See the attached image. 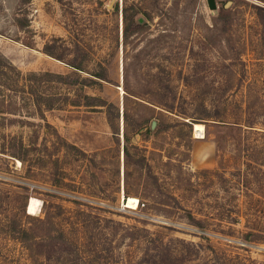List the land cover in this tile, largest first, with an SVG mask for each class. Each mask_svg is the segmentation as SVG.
<instances>
[{
    "label": "rangeland",
    "instance_id": "obj_1",
    "mask_svg": "<svg viewBox=\"0 0 264 264\" xmlns=\"http://www.w3.org/2000/svg\"><path fill=\"white\" fill-rule=\"evenodd\" d=\"M214 3L0 0V264H157L161 242L177 253L169 264H264V240L242 239L254 231L244 217L264 231V14L253 8L264 0ZM123 9L133 21L125 39ZM45 44L64 62L88 54L85 72L102 64L109 83L78 93L117 107L112 131L104 110L84 107L44 113L61 141L18 122L41 123L24 117L27 105L13 112L8 65L72 73L42 53ZM179 112L205 119L194 123L202 139ZM12 139L36 143L23 165L8 156L22 153ZM129 196L136 209L125 208ZM234 205L242 216L223 223V236L215 215ZM187 213L208 226L195 228Z\"/></svg>",
    "mask_w": 264,
    "mask_h": 264
},
{
    "label": "trees",
    "instance_id": "obj_2",
    "mask_svg": "<svg viewBox=\"0 0 264 264\" xmlns=\"http://www.w3.org/2000/svg\"><path fill=\"white\" fill-rule=\"evenodd\" d=\"M255 9V14L259 20L262 18V13L264 14V6H257L254 5L253 7ZM220 17V15H219ZM218 17V18H219ZM122 18L125 22L123 31H122V37L125 39L128 34V28L130 24L133 22L131 19H128L125 16V11L123 9L122 12ZM138 22V21H137ZM137 26V24H135ZM55 41H59V39H54ZM21 44L27 48H31L28 42H21ZM42 53L46 56L63 63L65 66L70 68L72 70L71 74H57L52 72H29L25 74H21L15 67L8 65L11 75H10V82H11V92L13 94V101L14 103V109L13 112H16L19 107L21 108V105L25 108V105H27L28 111H25V118L28 119H37L41 123H32L29 121H21L19 120V123H24L27 126H32L34 128L40 127V128H49L53 130V134L57 140L61 141V138H59L58 134L54 130V128L49 125L44 118V113L52 111V110H64L65 108H79L84 107L88 108L90 110H104L105 113V120L109 128L113 129L112 127V119L116 116H113V113L110 110H114L117 113V107L106 103L104 100L100 99L99 97H92L87 95H79V91L83 88H92L96 84L100 83H109L107 79V73L105 72V69L103 68L102 64L100 62L95 63V66L98 70H93L91 73L85 72L83 70V62L86 61L88 54H86L82 59L76 61L73 57H71L68 62H64L62 58V53H59L54 51L53 47L50 45L45 44L42 48ZM3 65H0V68H2ZM1 72V69H0ZM3 73V72H2ZM86 74V78H81L80 74ZM4 75L0 73V76ZM64 90V92H63ZM71 91V92H68ZM19 106V107H18ZM168 110H171V107L165 106ZM179 115L184 116V120H187L188 123L182 122L184 126H186L188 129H190L191 125L194 123H203L202 118H194L186 116L184 113H178ZM178 115V116H179ZM123 116V115H122ZM190 123V124H189ZM232 125H238V123H233ZM249 129H252V126H247ZM113 134H116L115 132H112ZM124 136V135H123ZM124 141L126 142V137H123ZM13 143L12 147H17V150L22 152H16L9 154V157L17 159L21 165L25 164L26 160L24 159V155L26 156V152L28 150H32L31 148L35 149L34 146L36 143L33 141H29L27 144H23L21 139H12ZM64 143V141L62 140ZM3 146V144H2ZM11 147V148H12ZM73 147V146H72ZM123 156L126 157L127 151L126 148H122ZM228 212V213H227ZM226 215H215L216 217L214 220L217 222L215 223V226H217L218 230L217 232L223 236H228L231 232L229 226L223 225V223H226L228 225L230 224H238L239 223V216L242 212H240V209L236 205L233 206L232 210H227ZM205 218H212L211 215H204ZM244 216V215H243ZM187 220L188 222L194 226L195 228H198L200 230H204V226H208L207 221H203L200 219L194 218L191 214L187 213ZM249 218V219H248ZM244 220L246 222V226L254 231H247L243 233L242 239L244 242H251L254 240H264V231L253 229L254 226V218L252 217H244ZM223 226L226 227V229H223ZM224 227V228H225ZM10 232H14V227ZM216 232V231H215ZM19 236L17 237L19 240L23 241L26 232L24 230H20ZM204 240H207L205 237H203ZM182 244H184L187 249L197 254V251L200 248V245H192L190 243H183L182 241H178ZM157 254L156 257L158 258L157 264H169L166 262V259H176L177 253L174 252L169 245H162V242L159 243V246L157 247ZM205 249H207L212 255L215 254L214 249H212L208 244L205 245ZM222 264H229L228 259L224 256L219 259ZM217 261V263H220Z\"/></svg>",
    "mask_w": 264,
    "mask_h": 264
},
{
    "label": "bare ground",
    "instance_id": "obj_3",
    "mask_svg": "<svg viewBox=\"0 0 264 264\" xmlns=\"http://www.w3.org/2000/svg\"><path fill=\"white\" fill-rule=\"evenodd\" d=\"M193 129H194V136L195 138L198 139H202L203 138V133H202V125L200 124H193ZM18 165L20 164L17 161ZM39 201H37L36 199L30 198L27 202V206H26V211L28 215H36L38 208H39ZM136 203L137 200L134 197H127V198H123V204L125 205V208L127 209H135L136 208Z\"/></svg>",
    "mask_w": 264,
    "mask_h": 264
},
{
    "label": "water",
    "instance_id": "obj_4",
    "mask_svg": "<svg viewBox=\"0 0 264 264\" xmlns=\"http://www.w3.org/2000/svg\"><path fill=\"white\" fill-rule=\"evenodd\" d=\"M206 2V6H207V9L209 11H214L215 10V3H214V0H205ZM184 122L188 123L187 120H184ZM190 124V123H189ZM153 125V123H151V126ZM191 127L193 126V124H190Z\"/></svg>",
    "mask_w": 264,
    "mask_h": 264
},
{
    "label": "built area",
    "instance_id": "obj_5",
    "mask_svg": "<svg viewBox=\"0 0 264 264\" xmlns=\"http://www.w3.org/2000/svg\"><path fill=\"white\" fill-rule=\"evenodd\" d=\"M135 206H136V208H137V206H138V202L136 203V205H135ZM136 208H135V209H136ZM126 209H127V208H126ZM129 210H130V209H129Z\"/></svg>",
    "mask_w": 264,
    "mask_h": 264
}]
</instances>
